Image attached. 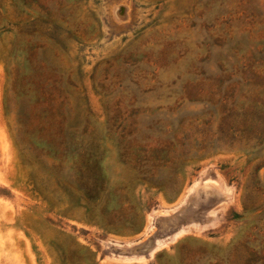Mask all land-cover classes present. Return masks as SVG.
I'll use <instances>...</instances> for the list:
<instances>
[{"label":"rangeland","instance_id":"374dc122","mask_svg":"<svg viewBox=\"0 0 264 264\" xmlns=\"http://www.w3.org/2000/svg\"><path fill=\"white\" fill-rule=\"evenodd\" d=\"M0 264H264V0H0Z\"/></svg>","mask_w":264,"mask_h":264},{"label":"bare ground","instance_id":"6f19581e","mask_svg":"<svg viewBox=\"0 0 264 264\" xmlns=\"http://www.w3.org/2000/svg\"><path fill=\"white\" fill-rule=\"evenodd\" d=\"M198 190H202L204 192H210L213 190H218L219 192L223 193L224 195L227 196L229 189L227 188H223L217 181H213L210 179H200L198 181H196L195 183H193V185H191V187L188 190V197L195 194ZM182 232V230H180ZM180 231H178L175 235L179 234ZM178 236V235H177ZM175 236V237H177ZM155 245H153L154 247H152L151 245V250L150 253L152 254V252L156 249H158V247H160L162 245L161 241H154ZM149 248V247H148Z\"/></svg>","mask_w":264,"mask_h":264},{"label":"water","instance_id":"95a60500","mask_svg":"<svg viewBox=\"0 0 264 264\" xmlns=\"http://www.w3.org/2000/svg\"><path fill=\"white\" fill-rule=\"evenodd\" d=\"M120 11H121V13H124V11H125L124 7H120Z\"/></svg>","mask_w":264,"mask_h":264}]
</instances>
